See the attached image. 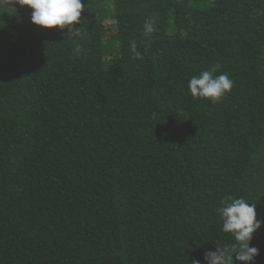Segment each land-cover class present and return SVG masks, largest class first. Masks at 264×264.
Returning a JSON list of instances; mask_svg holds the SVG:
<instances>
[{
    "label": "trees",
    "instance_id": "obj_1",
    "mask_svg": "<svg viewBox=\"0 0 264 264\" xmlns=\"http://www.w3.org/2000/svg\"><path fill=\"white\" fill-rule=\"evenodd\" d=\"M82 2L69 32L0 0V264H206L222 200L264 221V0Z\"/></svg>",
    "mask_w": 264,
    "mask_h": 264
},
{
    "label": "clouds",
    "instance_id": "obj_2",
    "mask_svg": "<svg viewBox=\"0 0 264 264\" xmlns=\"http://www.w3.org/2000/svg\"><path fill=\"white\" fill-rule=\"evenodd\" d=\"M22 6L31 9V22L43 29H65L74 31L73 27L81 23L85 6L82 0H16ZM145 28L151 32V24L146 22ZM133 52L139 57L136 46H132ZM219 65L194 75L187 83V88L195 98L208 99L218 103L233 88V81L228 74L214 75ZM218 209L222 220V231L231 235V244L216 245L215 251L205 253L206 264H254L259 250L251 246L254 235L264 225L257 217L256 204L249 203L245 198L228 196L221 201ZM235 258V259H234ZM192 264H200L199 260Z\"/></svg>",
    "mask_w": 264,
    "mask_h": 264
}]
</instances>
